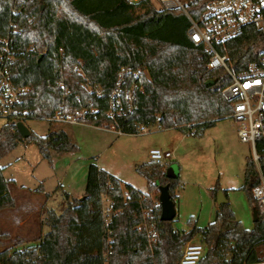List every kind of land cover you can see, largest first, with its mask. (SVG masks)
I'll return each mask as SVG.
<instances>
[{
  "label": "trees",
  "instance_id": "obj_1",
  "mask_svg": "<svg viewBox=\"0 0 264 264\" xmlns=\"http://www.w3.org/2000/svg\"><path fill=\"white\" fill-rule=\"evenodd\" d=\"M188 25L180 10H158L149 0H0V48L1 40L9 38L14 56L10 77L17 86L29 88L21 102L27 112L24 121L47 120L60 112L81 123L115 126L128 134L139 133V125L155 123L185 133L190 125V135L203 134L233 110L222 94L230 77L223 69L208 68L210 53L190 40ZM262 47L264 33L253 27L218 46L229 54L235 71L256 60ZM123 68L147 69L150 78L138 80L143 90H138L135 108L125 110L115 123L109 115V93ZM208 81L214 83L207 85ZM91 87L103 89L102 95ZM16 124L8 121L0 128V161L24 140L35 144L48 161L78 149L63 128H51L44 136L31 131L24 139ZM258 151L264 153V139L258 142ZM260 164L264 172V157ZM4 169L0 162V210L15 205ZM136 170L148 181V192L168 184L176 203L178 176H168L153 161ZM244 180L253 206L250 187L259 179L252 157L246 161ZM219 190L217 183L212 189L215 199ZM103 196L117 210L108 258L104 256ZM64 197L68 203L61 213H48L50 230L36 244L19 247L22 242L0 250V264H180L183 246L195 236L207 247L197 264H246L261 259L258 248L264 244V221L259 218L252 229L245 228L230 202L218 205L206 227L191 220L189 229L180 230L173 226L175 219H161L158 202L154 204L148 194L130 184L124 190L121 181L96 162L89 165L83 197L71 199L68 193ZM145 210L150 211L156 231L153 248L146 231L137 229ZM4 236L10 234H0Z\"/></svg>",
  "mask_w": 264,
  "mask_h": 264
},
{
  "label": "rangeland",
  "instance_id": "obj_2",
  "mask_svg": "<svg viewBox=\"0 0 264 264\" xmlns=\"http://www.w3.org/2000/svg\"><path fill=\"white\" fill-rule=\"evenodd\" d=\"M6 123L7 119L0 118V128ZM25 124L41 136L47 135L51 128H63L78 146L74 153L86 160L88 166L96 162L119 179L124 190L130 184L148 194L154 204L159 203V191L148 192V181L136 168L151 161L150 148L170 149L179 143L178 160L173 161L178 170L176 177H179L177 215L173 226L187 230L190 221L195 220L199 227H206L216 212L208 189L217 183L221 190H226L227 200L242 225L247 229L254 226L253 206L244 180L246 161L253 157V148L240 140L238 124L231 117L218 121L199 136L186 134L185 141L181 139L184 131L168 130L159 123L136 134L119 133L113 126L98 129L86 124L54 123L48 119H28ZM54 156L56 160L53 161L44 159L35 144L24 140L1 159L4 175L11 181L9 191L15 205L0 210V234H10L0 238V250L16 248L22 242L23 245L17 246L36 244L50 230L49 211L58 214L66 207L68 202L60 197L45 204V196H42L43 200L37 199V191H29V188L36 189L37 182L46 181L53 166L64 170L69 160L61 155ZM166 168V174L170 176V167H163ZM83 187L85 189V184ZM194 240L200 241L198 236Z\"/></svg>",
  "mask_w": 264,
  "mask_h": 264
},
{
  "label": "built area",
  "instance_id": "obj_3",
  "mask_svg": "<svg viewBox=\"0 0 264 264\" xmlns=\"http://www.w3.org/2000/svg\"><path fill=\"white\" fill-rule=\"evenodd\" d=\"M139 2L143 0H128ZM158 10H180L189 25L187 35L196 45H202L210 53L209 69H223L230 77V82L222 88V94L232 104V112L228 117L237 122V133L240 140L249 143L253 148V160L257 169L258 183L250 187L259 218L264 221V172L260 159L264 153L258 151V142L264 139V47L256 60L251 61L241 71L235 67L228 53H222L218 46L239 37L248 27L264 33V0H149ZM33 47L29 48V50ZM13 49L9 38L1 40L0 48V118L8 121L24 122L27 112L21 108L24 94L28 87L17 86L10 77L9 64L13 60ZM41 55L44 52H39ZM133 79L130 82L128 76ZM150 78L147 69L129 70L123 68L119 79L109 93V115L116 123L117 116L125 110L132 111L136 106L138 90H143L138 80ZM64 86L63 82H60ZM101 96L103 89L90 88ZM59 123H77L78 119L70 114L57 112L52 118ZM115 127V126H113ZM147 126L139 125L138 131H145ZM189 130L185 134H189ZM122 133L121 131H118ZM151 161L164 168L175 159V151L163 148H152L149 152ZM127 198V194L125 195ZM117 210L112 200L102 197V218L104 222L103 237L107 243L104 256L108 258L113 248V229L111 227ZM150 211L145 210L139 231H146L151 248L156 244L154 224L149 220ZM206 245L194 238L185 243L182 249L180 264H197L205 255ZM261 259L246 264H264V244L258 248ZM108 264V263H106Z\"/></svg>",
  "mask_w": 264,
  "mask_h": 264
},
{
  "label": "crops",
  "instance_id": "obj_4",
  "mask_svg": "<svg viewBox=\"0 0 264 264\" xmlns=\"http://www.w3.org/2000/svg\"><path fill=\"white\" fill-rule=\"evenodd\" d=\"M77 124H85V123L77 122ZM86 125H89V124H86ZM91 126L98 128V129L103 128V127H97V126H93V125H91ZM172 129H175V128H171L168 130H172ZM185 135L186 134H183L181 136V139L184 138L183 141H185ZM178 147H180L179 143H177L174 148L167 149V150H174L175 151V159L174 160H178V154H177ZM151 149L152 148H150L149 151ZM54 157L55 156L53 155L52 161H53V159L56 160V158H54ZM60 157H64V159L69 160V162L65 165L64 170L53 166L51 173L49 174L48 177H46V181H45V179H43L44 181L37 182L38 186L36 187V189L29 188V191H32V192L37 191V194H36L37 196H35V198L42 199V196H45L46 197L45 198V204H47L48 202H50V201H52L58 197L65 200V197H64L65 193H68L70 195L71 199L72 198H82L84 193H85V189H83L84 188L83 186L85 184V187H86V180H87V174H88V168H89V166L86 163V160L81 159L74 152L65 153V154L61 155ZM173 161L171 162V164H169L168 167L171 168L174 166V164H176V163H173ZM173 169H174V171H173L174 177H176L178 170L175 166L173 167ZM164 170L167 173V168ZM169 174H171V172H169ZM47 180H49V181H47ZM23 186L25 187V185H23ZM49 186H51L50 188H53L52 191H49V189H50ZM213 188H214V186L209 187L208 194L211 198L214 211H216L217 207H218V203H217V198L215 199L212 195V189ZM176 209H177V202H176ZM215 214H216V212H215ZM211 221H209V222H211Z\"/></svg>",
  "mask_w": 264,
  "mask_h": 264
},
{
  "label": "water",
  "instance_id": "obj_5",
  "mask_svg": "<svg viewBox=\"0 0 264 264\" xmlns=\"http://www.w3.org/2000/svg\"><path fill=\"white\" fill-rule=\"evenodd\" d=\"M214 81H208L207 85L213 84ZM17 130L20 132L21 136L25 139L30 136L31 130L29 127L22 121L17 122ZM174 167V166H173ZM173 167L170 168V176L174 177V169ZM159 204L161 205V219L164 221H170L175 219L177 215L176 203L171 197L169 185H160L159 186ZM227 197L223 190H219L217 194V203L221 205L223 203H227ZM253 219L254 222L259 220L258 211L255 205H253Z\"/></svg>",
  "mask_w": 264,
  "mask_h": 264
}]
</instances>
